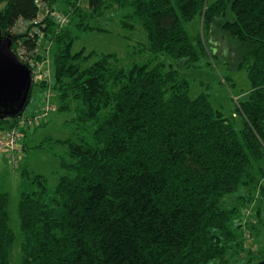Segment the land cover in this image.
Here are the masks:
<instances>
[{
    "label": "trees",
    "instance_id": "trees-1",
    "mask_svg": "<svg viewBox=\"0 0 264 264\" xmlns=\"http://www.w3.org/2000/svg\"><path fill=\"white\" fill-rule=\"evenodd\" d=\"M44 2L68 23L47 17L36 25L42 39H22L34 61L52 55V79L38 88L54 91L70 138L35 147L60 162L54 187L20 167L22 264H251L246 242L264 228L254 202L264 196V0H89L88 11L80 0ZM114 8L118 26L141 27L147 43L127 45L125 58L74 51L81 34L106 31L95 22ZM39 15L35 0H0V31ZM69 26L76 35L59 41ZM215 32L235 62L214 56L250 83L236 105L241 130L206 94L192 99L182 75L210 54ZM23 117L0 119V133ZM32 132H23L20 163ZM8 206L0 194V264H11L15 241Z\"/></svg>",
    "mask_w": 264,
    "mask_h": 264
},
{
    "label": "rangeland",
    "instance_id": "rangeland-1",
    "mask_svg": "<svg viewBox=\"0 0 264 264\" xmlns=\"http://www.w3.org/2000/svg\"><path fill=\"white\" fill-rule=\"evenodd\" d=\"M88 1L80 0V6L84 11H88ZM60 11L66 10L64 4H59ZM63 13V12H61ZM117 10L114 8L112 11L105 15V18L98 20L95 25L105 32H90L84 33L79 36L76 40L73 50L78 52L82 49L90 51H97L100 53H117L121 58L126 56V46H134L136 43L145 44L147 43V35L142 30L141 27L136 25L134 32L123 31L117 23L116 15ZM95 21V20H94ZM75 22V21H74ZM73 22V23H74ZM192 35H197L198 32L201 33V27L199 25V20L196 18L189 26ZM77 31L73 27H68L64 31V36L59 38V41L68 40L73 35H76ZM212 37V38H211ZM211 42L207 43V48L210 54L204 57L199 66L196 68H191L182 72L184 78L191 81L190 96L192 99L198 98L201 94H206L209 97L211 105L221 111L226 117L232 120L235 128L241 130L244 127V122L242 116L238 113L236 105L244 102L248 98L250 91V83L247 78L245 70H237L233 65L235 60L231 51H228V45L225 44L223 39L217 37L211 33ZM128 38V40L126 39ZM210 45V46H208ZM212 46V47H211ZM215 46L212 52V48ZM219 56H224L227 53V60L229 59V65L221 61L220 58L214 56L216 54ZM43 52H39V55ZM45 59L39 61L46 71H50L52 68V55H44ZM38 59H36L37 61ZM223 60V59H222ZM52 79V78H51ZM48 84V83H47ZM44 87L42 92L35 85L32 99L29 106L24 112L25 117L32 116L33 113H37L40 107L43 105L44 95L50 92L51 104L58 108L57 99L54 91L49 87V85ZM67 119L66 116L57 115V111L51 113L47 119L43 121H38L33 127V135H29L26 139L27 149L24 153V160L16 168L9 164L7 160H2L0 162V194H7L9 197L8 206V218L9 227L15 235V241L11 252V264H22V254L21 247L23 244V236L20 229L19 221V203L21 194V175L20 167L26 166L27 170L33 175H44L50 180V186L54 187L59 180L60 162L57 158L52 156L47 150H38L35 147L46 140H67L70 138V134L63 127L64 121ZM31 134V133H30ZM55 150L59 154H65L66 148L63 146H56ZM247 190H243L241 195L247 197ZM254 194L256 199L254 202L258 204L257 206L253 203V207L256 206V210L260 209V218L263 221L264 227V196H257ZM231 196L228 198L226 203L227 207H232L236 203V198ZM259 202L257 203V201ZM249 210V209H248ZM260 235L248 238L246 242L247 249L253 250L254 257L251 264H260L264 262V228H261ZM262 233V234H261ZM254 247V248H253ZM245 255V254H244ZM243 256L241 259H243ZM239 260V264H247L246 261Z\"/></svg>",
    "mask_w": 264,
    "mask_h": 264
},
{
    "label": "built area",
    "instance_id": "built-area-1",
    "mask_svg": "<svg viewBox=\"0 0 264 264\" xmlns=\"http://www.w3.org/2000/svg\"><path fill=\"white\" fill-rule=\"evenodd\" d=\"M35 1L40 12L37 20L31 23H27L21 20L18 21L13 29H11L10 35L20 37L16 40L13 46V51L18 59L32 70L33 84L39 86L46 80H49V82L51 81L52 72L50 70L46 74V71L44 70L42 65L34 61L32 54L28 52L27 47L23 43L22 37H25L26 40H32L35 37H37L39 40L42 39L43 33L39 31L36 25L43 22V20L47 17L57 22L60 27L65 26L68 23L69 19L64 15L58 13L56 10L52 11V9H49L44 0ZM32 25L35 26L31 27ZM35 52H38V48L35 50ZM47 55H49V53ZM56 111V107L51 104L50 92H47L44 95L43 105L40 112H38L34 116L21 118L19 123L14 128L7 132L0 133V160L3 158H7L13 165H18L22 160L21 142L23 140V132L32 130L38 121L47 119L51 113H54Z\"/></svg>",
    "mask_w": 264,
    "mask_h": 264
},
{
    "label": "water",
    "instance_id": "water-1",
    "mask_svg": "<svg viewBox=\"0 0 264 264\" xmlns=\"http://www.w3.org/2000/svg\"><path fill=\"white\" fill-rule=\"evenodd\" d=\"M19 36L0 31V119L23 116L33 91L32 70L13 51ZM264 264V262L260 263Z\"/></svg>",
    "mask_w": 264,
    "mask_h": 264
},
{
    "label": "crops",
    "instance_id": "crops-1",
    "mask_svg": "<svg viewBox=\"0 0 264 264\" xmlns=\"http://www.w3.org/2000/svg\"><path fill=\"white\" fill-rule=\"evenodd\" d=\"M31 135H33V133H31L30 136H31ZM30 136H29V137H30Z\"/></svg>",
    "mask_w": 264,
    "mask_h": 264
}]
</instances>
